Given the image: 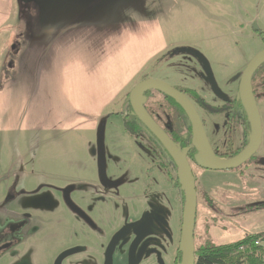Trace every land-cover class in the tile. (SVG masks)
<instances>
[{
    "label": "rangeland",
    "instance_id": "1",
    "mask_svg": "<svg viewBox=\"0 0 264 264\" xmlns=\"http://www.w3.org/2000/svg\"><path fill=\"white\" fill-rule=\"evenodd\" d=\"M102 1L101 7L100 3L97 7L106 10L107 17L151 15L162 20L172 47L150 66L156 69L155 73L150 69L148 76L154 74L162 77L171 85L192 84L212 97L202 62L191 52H178L182 47L194 48L204 54L222 87L232 86L239 76V69L246 67L264 48L261 37L252 27L253 21L264 31V0ZM16 3L21 10L29 9L35 14L37 22L33 28L19 25L14 30L11 44L3 53V60L8 66L13 60L16 40L26 41L30 34L39 31L38 28L43 26L41 18L47 26L54 19L67 20L75 16L77 10V0H16ZM108 6L112 9H106ZM43 11L48 12L49 16H43ZM157 96L159 100L162 99L160 95ZM150 101L148 104L146 99V106L158 119L154 110L156 104L153 99ZM162 106V109L172 112L170 104L164 102ZM201 113L206 115L203 110ZM124 125V118L115 119L107 136L101 129L96 145L93 133H0L1 189L4 194L0 202V245L13 242L12 247L0 252V264H54L58 254L65 247L77 244V241L86 243L83 244V253L71 256L63 264H95L93 257L99 251L97 245L109 242L128 211L123 209L119 214V223V215L115 217V214L108 213L101 234L78 219L64 205L58 191L47 185L66 186L76 180L80 185L72 197L86 209L93 208L87 200L95 196L93 192L100 180L99 155L102 152L109 180L116 184L132 183L130 186L123 185L124 190L141 194L142 185L135 181L138 179L135 174L137 168L129 170L127 164L138 167L144 160V166H149L157 163V159L127 132ZM140 149L145 152L143 158L139 154ZM95 170L98 171L97 183L89 184ZM193 170L198 191L196 247L230 243L252 233L264 232L263 166L249 163L237 170L208 172L195 166ZM41 186L44 187L40 189ZM9 196L13 197L8 199ZM175 197L182 213L179 189H176ZM147 201L167 207L166 197L162 193L149 195ZM167 213V219L172 223L173 218L168 210ZM162 243L167 248L172 246L164 237ZM120 254L121 248L118 247L114 262ZM164 259L171 264L170 251ZM141 264L153 263L144 258Z\"/></svg>",
    "mask_w": 264,
    "mask_h": 264
},
{
    "label": "crops",
    "instance_id": "2",
    "mask_svg": "<svg viewBox=\"0 0 264 264\" xmlns=\"http://www.w3.org/2000/svg\"><path fill=\"white\" fill-rule=\"evenodd\" d=\"M101 2L77 0L75 16L47 26L41 18L39 31L26 41L16 40L8 66L3 53L14 30L19 25L33 28L37 17L21 10L16 0H0V133H93L96 145L101 129L107 136L114 120L124 118L127 96L137 83L165 80L148 76L156 69L150 66L172 47L162 20L151 15L107 17ZM97 174L95 170L89 184L97 183ZM2 180L0 167V202Z\"/></svg>",
    "mask_w": 264,
    "mask_h": 264
},
{
    "label": "flooded vegetation",
    "instance_id": "3",
    "mask_svg": "<svg viewBox=\"0 0 264 264\" xmlns=\"http://www.w3.org/2000/svg\"><path fill=\"white\" fill-rule=\"evenodd\" d=\"M253 24L254 22L252 21V27ZM261 31L264 32L263 30L259 29L256 31V34L261 37L264 43V36L260 34ZM263 64L256 69L251 80L253 97L261 118V144L258 150L251 156V158L236 168V170L247 166L249 163H256L264 167ZM245 68L246 67L239 69V76L235 79L232 86L224 87H222L217 81L212 68L213 76L219 88L217 91L213 89L207 75L206 77L210 83L212 91L211 95L213 94L214 98L192 84H190L192 87L186 89L170 84L171 86L183 92L193 103L202 121L212 151L216 156L223 159L235 157L240 152H242L250 143L252 137V123L240 93L242 76ZM157 95L162 97V103H159L161 100H159ZM145 96L148 100V104L152 99L156 104L154 105V110L157 112L156 114L159 117L158 119H155L152 116L145 103V107L154 121L164 130L169 138L175 142L180 150L188 149L186 157L192 167V171L197 183V177L193 170L194 167L196 166L201 168L206 172L211 169L205 168L198 161V157L201 154L194 145V128L190 117L173 99L167 98L165 94L159 91L153 93L152 90L147 91ZM164 102L170 104L172 107V112L169 113L168 109H162L164 108V106H162V104L164 105ZM159 105L161 106L158 107ZM132 110L133 108L129 100V102H127L126 112L124 113L125 129L131 136L137 139L136 141L143 145L146 151L150 152V154L157 159V161H155L157 163L149 166H144L145 161L142 159V165L139 164L138 167L131 165L130 163L127 164V168L129 170H134L137 168V172H135V174L138 176V179L135 181H139V183L142 185V190L140 192L141 194L138 195L136 193L126 192L124 190L123 185L130 186L132 183L116 184L113 180H109L107 175L106 179H102L101 175L99 174L100 180L98 184L95 185V191L93 192L95 196L94 198L90 197V199L87 200V203L92 204L93 208H88V210L85 206H83V204H80L79 200L72 197V194L75 191H78L77 181L70 182L66 186L47 185V187L56 189L60 194L64 205L71 212H73L78 219L83 221L90 228L99 231L101 234L104 232L103 228L108 213L115 214L116 217L119 214L121 215L123 209L128 211L126 218L123 217L124 219H122V225L119 224L117 228H115V231L109 242L97 245L99 251L94 253L93 257L95 264H106L107 253L110 244L115 235L120 233L122 230H124V232L120 236V239L117 241L112 251V264H130L131 262L134 264H141L144 258H147L153 264H167L164 257L165 255H168L169 251L172 254L171 264H181L182 251L180 248V241L182 235L185 192L182 191V187L179 185V183L182 182L180 180L178 165L167 148L139 118L140 125L138 128L132 127V113L134 112V110ZM201 110L206 113L205 116L201 113ZM100 154L102 155V152H100ZM139 154L142 156V158L145 157V152L142 149H140ZM164 183H166L164 186L165 188L162 186ZM69 186H74L75 188L68 193L64 190ZM43 187L44 186H41L40 189ZM176 189H179L182 195V213L179 210L177 198L175 197ZM160 193L164 194L166 197V208L162 207L160 204H154L147 201V197H149V195H156ZM66 198H70L71 201L74 202L85 213L86 216L83 217L77 212H74L69 207ZM108 210H110V212H108ZM167 210L173 218L172 223L167 219ZM120 219L121 216L118 218L117 223L120 222ZM162 237L166 238V240L172 244L170 248H167L163 245ZM83 244L86 243L77 241V244H72L65 247L56 257L54 264H63L65 260L69 259L71 256L83 253ZM4 245H8L7 248H9L13 246V242L1 244L0 247H3ZM118 247L121 248V254L114 262V253ZM2 250H0V252Z\"/></svg>",
    "mask_w": 264,
    "mask_h": 264
},
{
    "label": "water",
    "instance_id": "4",
    "mask_svg": "<svg viewBox=\"0 0 264 264\" xmlns=\"http://www.w3.org/2000/svg\"><path fill=\"white\" fill-rule=\"evenodd\" d=\"M253 29L258 31L260 27L257 23L253 24ZM186 51L193 53L204 65V70L208 76V80L211 83L213 89L217 91L219 88L216 84L213 76V71L209 60L200 51L190 48L182 47L178 52ZM264 63V49L259 51L247 64L241 82L240 93L246 110L249 114L252 123V137L247 147L235 157L229 159H223L214 154L212 151L208 138L206 136L202 121L198 115V112L190 101V99L180 90L171 86L164 80L157 78H147L137 83L130 91V102L135 114L138 118L149 128V130L161 141V143L171 153L178 165V171L180 180L184 187L185 203L183 209V224L182 235L180 241V248L182 251L181 264H195L196 246H195V226L197 217V204L198 194L196 188V179L192 171V167L189 164L186 154L188 149L180 150L175 142L169 138L164 130L154 121L145 107L146 96L145 93L150 90L159 91L166 96L173 99L190 117L194 128V145L200 151L198 161L207 169L211 170H232L238 168L244 162H246L251 156L258 150L261 144L262 127L261 118L258 108L255 103V99L252 93V76L256 69ZM99 174L102 179H106L105 164L102 155L99 157ZM74 186L65 188L64 191L70 192L74 189ZM9 196L8 199H11ZM69 207L80 214L86 216L85 213L74 203L70 198H66ZM124 230L116 234L113 238L107 253L106 264H112V251L117 241ZM8 245L0 247V250L7 248ZM130 264H134L131 262Z\"/></svg>",
    "mask_w": 264,
    "mask_h": 264
},
{
    "label": "trees",
    "instance_id": "5",
    "mask_svg": "<svg viewBox=\"0 0 264 264\" xmlns=\"http://www.w3.org/2000/svg\"><path fill=\"white\" fill-rule=\"evenodd\" d=\"M260 34L264 36V32L261 31ZM126 100L129 102V94ZM132 114V127L138 128L140 121L134 112ZM179 185L184 192L183 184L179 183ZM262 234L264 232L252 233L234 242L196 247L197 260L195 264H264V259L260 253L252 247V241ZM241 247L244 249L241 250Z\"/></svg>",
    "mask_w": 264,
    "mask_h": 264
},
{
    "label": "built area",
    "instance_id": "6",
    "mask_svg": "<svg viewBox=\"0 0 264 264\" xmlns=\"http://www.w3.org/2000/svg\"><path fill=\"white\" fill-rule=\"evenodd\" d=\"M252 247L254 250H256L262 258L264 259V234L258 236L252 241ZM244 249V247H241V250ZM218 264H224V263H218Z\"/></svg>",
    "mask_w": 264,
    "mask_h": 264
}]
</instances>
